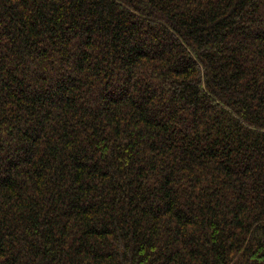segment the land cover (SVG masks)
<instances>
[{"label": "trees", "instance_id": "16d2710c", "mask_svg": "<svg viewBox=\"0 0 264 264\" xmlns=\"http://www.w3.org/2000/svg\"><path fill=\"white\" fill-rule=\"evenodd\" d=\"M0 264H264V0H0Z\"/></svg>", "mask_w": 264, "mask_h": 264}]
</instances>
